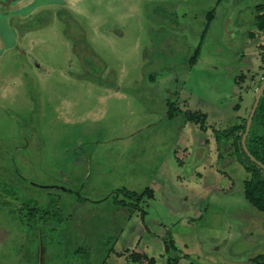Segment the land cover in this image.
<instances>
[{
  "label": "rangeland",
  "instance_id": "1",
  "mask_svg": "<svg viewBox=\"0 0 264 264\" xmlns=\"http://www.w3.org/2000/svg\"><path fill=\"white\" fill-rule=\"evenodd\" d=\"M263 1L67 0L66 36L41 29L47 12L0 13V88H8L0 138L12 148L0 187V264H135L121 256L135 227L118 188L147 186L150 219L163 223L152 231L173 236L187 261L249 264L264 255V213L244 198V164H253L225 146L264 77ZM27 48L48 74L32 70ZM191 111L207 114L201 128L184 124ZM79 146L87 162L73 160ZM202 170L206 181L194 175ZM61 181L74 193L46 187Z\"/></svg>",
  "mask_w": 264,
  "mask_h": 264
},
{
  "label": "flooded vegetation",
  "instance_id": "2",
  "mask_svg": "<svg viewBox=\"0 0 264 264\" xmlns=\"http://www.w3.org/2000/svg\"><path fill=\"white\" fill-rule=\"evenodd\" d=\"M17 1H21V0H0V13L5 15L6 13H8L10 11L11 13H14L13 15L16 16V19L17 18L18 19H22L23 16L27 15V13H25V14L24 13L16 14L15 12L16 11H20V10L22 11V9H24V7H26V6L30 5V4H33V7L31 8L33 13H34L33 17H35L37 14L42 13V12H47V14H48L47 18H49V20L47 21L46 24L42 25V27H41L42 30L43 29H48V30H50L52 32L57 30L56 33H58L60 36H66V34H65V32L63 30H65V28L67 29L66 22H67L68 17H69L67 15V12L70 11V9H73L70 6V4L67 2V0H47V2L45 0H43L41 2H38V1L35 2L36 0H30V1L28 0V3L25 4V5H22V6H19V7L15 5V8L11 7V6H14V4ZM77 9H78V7H77ZM74 11H76V9ZM39 15H42V14H39ZM33 17H32V19H33ZM43 17H45V16H43ZM16 21L18 22V20H16ZM10 24L15 29H17L18 26H19V24H16V25L14 24L13 25V22H10ZM36 30L37 29H35L33 32H36ZM28 32H32V31H28ZM21 34H22V31L19 32L18 37L21 36ZM23 34L25 35L26 32H24ZM16 39H18V41H19V38H16ZM42 40H44L43 37L42 38L41 37L40 38L37 37V40L34 39L32 41V47L37 45L38 43H40ZM25 43H26V41H25ZM4 44L5 43L3 41V38L0 37V46H4ZM29 47L31 48V46H29ZM29 49L27 48V51L25 50L23 52L25 53V56L27 57V61H29V62L31 61L30 64H31L32 70H35L37 75H40V76L48 74L46 69L42 67L41 62H40V60L38 58L32 56L31 54H27ZM18 50H20V53L22 52L21 49H18ZM253 79H254V77L251 80H253ZM16 80L17 79L13 80L12 84L16 83ZM261 82H262V80L260 81V84H261ZM259 86L260 85H258L256 87V89H255L256 91L258 90ZM0 89H1V92H0V105H1V102L3 101V95H4L3 91L8 90V88L6 87L5 89L2 90V87H1ZM189 115H194L193 120L187 119V116H189ZM167 116H168V119H170V120L175 117V115L173 113H170V110H167ZM31 117H32V119L34 121L35 120L34 113L31 114ZM199 118L203 119V120H204V118L207 119V114L206 113H202L200 111L199 112L198 111L185 112L184 116H183V121H184V124L188 122V123L192 124V126L195 125L196 127L201 128V126L199 125V121H198ZM247 118H248V116H247ZM247 118L244 119L245 122L243 121L245 123V125H246ZM195 121H197V122H195ZM244 130H245V127H244ZM201 131H204V132L207 131V127L206 128L203 127V129ZM215 134H214L215 140H217L218 137ZM241 137H242V135H241ZM241 137H240V144H241ZM246 138H247V136H246ZM2 139L3 138H0V187H3L5 184H7L6 183L7 175H8L7 174V168H8L7 151L9 149H12L11 147L10 148L8 147V144H10L11 142L10 143H6V141L2 140ZM206 141H208V140H206ZM203 142L205 143L204 140H203ZM226 143H227L225 145L226 148H230V149L234 148V147L231 146V138L227 139ZM241 147H242V145H241ZM242 150H243V148H242ZM83 151H85V147H83V146H79V148H74L73 152H74L75 158L73 160L77 159V160H80L81 162H87V158H85V156L83 154ZM171 153H172V155H175V153H176L175 147L172 149ZM217 156H219V154ZM246 156H247V154H246ZM177 159H178L179 163H180V161H182L181 159H179V157H177ZM257 161H259V160H257ZM244 162L242 164H244ZM21 165H23V164H21ZM20 168L24 170V168H22V167H20ZM204 168L207 169L206 172L210 171V175L211 176L215 177V174L217 175V173L214 172L212 167H209L208 165H206V166H204ZM244 169L249 173V177H250L251 172L246 169L245 164H244ZM9 175H12V174H9ZM194 175H196L198 179L206 181L205 180L206 177H203V175H206V174H203V170L195 172ZM153 180H155L154 182H156V184L158 183L156 181L157 178L153 179ZM158 180H160V179H158ZM247 180H249V179H247ZM173 182L176 183L177 186H181V184L179 182L174 181V180H173ZM66 185H67V183H65L64 181H61V183H59L57 185H54V186L53 185H47L46 187H47L48 190L49 189H56V190H60V191H64V192L74 193V190L72 188L70 189V187H67ZM119 190H122L123 193L126 194L128 200H129V201H126V202L123 201V203L126 204L127 206H129L134 211V217L133 218L130 217L129 220H133V222L131 221L130 226H134L135 227L132 230V232H128L130 234V238L128 240L129 247L124 246V252H123L124 254L122 253L121 256H124L125 259L132 260L135 264H158V263H160V260L162 259V257L165 255V256H167L166 257V262H164V263L161 262L160 264H181V260L182 259L184 260L186 258V255L182 254L181 251H180V255H178V250H181V249L176 244V241L173 238V236H170L167 233L161 232V228L160 227L163 226V223L159 222L158 220H151L150 219L151 216L149 215V211L148 210L151 209V206L154 203V197H153L154 196V189L152 187H150V186H147V187L143 188L140 191H136V189H134V188L130 189V187L129 188H124V189L123 188H120V189L118 188V191ZM191 190H195L194 186H192V189H190V190L186 189L185 191H187L188 193L189 192L192 193ZM76 196H77V199L80 201L81 204H84L86 202V200H87L85 197H82L79 194H76ZM244 198L246 199V201L249 204H251L247 200V198L245 196H244ZM0 199H4V195H3L2 189H0ZM0 212H2L1 208H0ZM135 212H137V214H135ZM260 212H262V211H260ZM153 222H155L158 225H160V227L157 228V229H159L158 232L157 231L156 232L152 231V228H151L150 225H152ZM153 238H155L154 240L159 239V240L162 241V244H161L162 249L161 250L154 249L157 252L155 254L153 253L154 250L152 249ZM154 242H156V241H154ZM139 245L142 247V248H140V251H138L139 250V247H138ZM131 250H133V251H131ZM173 253L175 255L171 256V254H173ZM121 256H119V257H121ZM256 257H261L260 259H258V261L264 264V255L263 254H259V255L254 256L253 258H251L249 264H255L254 259ZM187 260L185 262H183V264H196L195 262H190V261H187ZM220 264H228V263H226L224 261L223 263H220Z\"/></svg>",
  "mask_w": 264,
  "mask_h": 264
},
{
  "label": "trees",
  "instance_id": "3",
  "mask_svg": "<svg viewBox=\"0 0 264 264\" xmlns=\"http://www.w3.org/2000/svg\"><path fill=\"white\" fill-rule=\"evenodd\" d=\"M33 7V4H30L26 7H24V12L20 11L21 13H27L26 10H31ZM256 9L258 10V15L256 19V23L258 28L264 32V18H261V14L264 13V1L263 3H260L256 5ZM194 115L187 116V119L193 120ZM255 121V128H252L253 122ZM245 122V120H244ZM259 126V128H262L264 130V91L263 95L260 98L259 104L256 108V111L254 113L252 123L250 126V130L248 132L247 138H246V145L249 150V152L261 163L264 164V136L260 135L258 136L256 133V128ZM245 123L243 124H237L233 126L232 130H230L231 133V146L235 148L236 152H239V149L241 150V153L246 158L247 162L251 165L253 164L258 169L263 170L259 166H257L255 163H253L248 156L244 153L242 150L241 144H240V137L244 131ZM253 165H246V169L251 172V177L249 180L245 181L244 187H245V197L247 200L255 206L259 211L264 212V180L260 177L259 173L253 169ZM264 171V170H263ZM261 257H256L254 259L255 264H263L258 261Z\"/></svg>",
  "mask_w": 264,
  "mask_h": 264
},
{
  "label": "water",
  "instance_id": "4",
  "mask_svg": "<svg viewBox=\"0 0 264 264\" xmlns=\"http://www.w3.org/2000/svg\"><path fill=\"white\" fill-rule=\"evenodd\" d=\"M15 13H16V14H18V13L21 14L20 11H16ZM28 13H30V11H29ZM28 13H27V14H28ZM0 48H4V46H0ZM263 91H264V77H263V79H262V82H261V84H260L258 90H257V93H256V96H255L254 103H253V105H252V108H251L250 113H249V115H248V118H247V120H246L245 130H244V132H243V134H242V137H241V145H242V148H243L244 152L247 154V156L250 158V160L253 161V162L256 163L258 166H260L261 168L264 169V165H263L261 162L257 161V160L255 159V157H253V156L249 153V151H248V149H247V146H246V136H247L248 131H249V129H250V125H251L252 117H253V115H254V113H255V110H256L257 105H258V103H259V100H260V98H261V96H262V94H263ZM0 92H1V89H0Z\"/></svg>",
  "mask_w": 264,
  "mask_h": 264
},
{
  "label": "crops",
  "instance_id": "5",
  "mask_svg": "<svg viewBox=\"0 0 264 264\" xmlns=\"http://www.w3.org/2000/svg\"><path fill=\"white\" fill-rule=\"evenodd\" d=\"M260 47H261V49H263L261 53L264 54V46L261 45ZM125 260H127V259H125ZM181 264H183L182 260H181Z\"/></svg>",
  "mask_w": 264,
  "mask_h": 264
}]
</instances>
